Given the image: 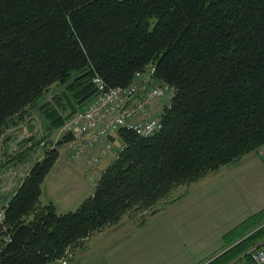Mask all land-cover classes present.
Wrapping results in <instances>:
<instances>
[{
    "label": "trees",
    "instance_id": "16d2710c",
    "mask_svg": "<svg viewBox=\"0 0 264 264\" xmlns=\"http://www.w3.org/2000/svg\"><path fill=\"white\" fill-rule=\"evenodd\" d=\"M150 66L173 90L163 129L149 138L120 131L124 150L94 194L64 214L40 197L71 137L47 148L5 206L0 264H50L264 145V0H0V138L54 84L77 76L46 106L59 129L93 94L94 76L125 88ZM262 224L258 214L231 230L229 245L254 232L209 264L241 255L254 264Z\"/></svg>",
    "mask_w": 264,
    "mask_h": 264
},
{
    "label": "rangeland",
    "instance_id": "374dc122",
    "mask_svg": "<svg viewBox=\"0 0 264 264\" xmlns=\"http://www.w3.org/2000/svg\"><path fill=\"white\" fill-rule=\"evenodd\" d=\"M76 78L77 76H74L66 84H54L46 90L42 97L13 120L9 128L1 136V207L5 208L10 197L26 177L28 165L40 158L47 148L56 147L58 141L63 137V127L59 129L53 128L46 121L44 115L47 110L46 106L52 102L53 97L63 96L65 92L68 94L67 88ZM154 104L159 109L162 105L157 102H154ZM155 109L154 107L152 110L155 111ZM153 111L152 113H154ZM65 115L68 116L67 114ZM39 141L41 142L38 144ZM59 151V159L42 186L40 200L42 204L53 203L57 212L64 214L77 210L80 203L93 194L95 190L94 182L98 181L100 170H105L112 163L113 157L107 156L103 158L100 165L95 170H91L87 167L85 159V162L79 161L73 166L67 163V157L71 152L69 144L65 143L62 145ZM199 182L202 186L200 188H212L213 192L219 195L228 192L229 195L219 197L221 199L226 198L223 202L229 205L230 211L232 209L235 210L237 207L242 210L243 215L247 218L258 214L264 218V161L259 156L258 150L257 152L244 155L238 161L222 166L218 171L209 173ZM184 188H187V186L178 188L174 195L182 194ZM169 206L168 203L163 205L162 209L154 215H150L149 212L140 214L141 216L139 214L136 216L126 215L122 219L123 225L118 231L127 232V237H118L120 240L116 245L112 246L113 248L118 247L119 252L105 262H100V260L87 262L84 259L80 264H116L119 261L122 262V260L138 263V261L147 260L152 256L155 264H169L168 254H162L168 246L166 244L168 239L163 242L156 239L155 242V235L163 233L164 228L168 226V222L171 219L173 209ZM142 216H144V220H142ZM95 238L99 240V237ZM259 242L262 243L263 241ZM120 243L122 244L121 246ZM107 244H111L110 239L107 240ZM125 246L126 248L124 249ZM189 255L190 259L193 260L195 258L194 254Z\"/></svg>",
    "mask_w": 264,
    "mask_h": 264
},
{
    "label": "built area",
    "instance_id": "2783aa9c",
    "mask_svg": "<svg viewBox=\"0 0 264 264\" xmlns=\"http://www.w3.org/2000/svg\"><path fill=\"white\" fill-rule=\"evenodd\" d=\"M156 67L150 66L138 72L125 88H109L96 75L92 78L93 94L83 101L64 125V135L71 137V152L67 163L71 166L86 160L87 167L94 170L103 157L117 156L124 150V143L118 139L120 131H129L142 138L159 133L163 127V114L171 106L172 88L155 79ZM154 102L162 104L152 113ZM161 102V103H160ZM264 161V145L258 149ZM94 182V186H96ZM5 218V208L0 206V223ZM70 249L50 264H70ZM254 264H264V244L251 252Z\"/></svg>",
    "mask_w": 264,
    "mask_h": 264
},
{
    "label": "crops",
    "instance_id": "0c3cea01",
    "mask_svg": "<svg viewBox=\"0 0 264 264\" xmlns=\"http://www.w3.org/2000/svg\"><path fill=\"white\" fill-rule=\"evenodd\" d=\"M154 107L156 109L155 111H152L156 113L159 108H157L156 104H153L152 109ZM67 109L68 110L65 113L63 112V117H66L65 114L70 115V113L73 112L72 107H68ZM37 146L39 147V145ZM43 156L44 153L40 158L28 165L26 176L34 163L41 160ZM109 156H112V160H114L113 155ZM81 162H85L84 159L81 160ZM105 170H100L98 179ZM199 183L200 182L198 181L187 186V188H184L182 194H178L179 198L177 200L168 203V206L170 205L169 207L173 209L171 219L168 222V226L164 228V232L155 235V242L156 239L160 242L167 241L168 239V242L166 243L168 246L164 249V253L162 254H168L169 264H173V262H175V264H209L254 232H250L244 238L229 245L227 242V234L242 224L247 217H245L242 210L237 207L235 210L232 209V211H230L229 205L223 202L226 198L221 199L219 197L222 195H229L228 192L219 195L216 192H213L212 188H200L202 186ZM82 203L83 201L80 205ZM121 225H123V222L114 227H107L99 233L91 236L82 246L70 250L73 256L70 264H80L84 259L87 262H97L99 260L100 262H105L109 260L110 257H114L119 252V248H113L112 246L118 243L120 240L118 237H127V232L118 231ZM263 226L264 224L260 227ZM95 237H99V240ZM109 239L111 244H107V246L106 243ZM121 245L122 244L120 243V246ZM125 248L126 246L124 249ZM189 254H194L195 258L193 260L190 259ZM228 257H231V253L223 257L222 260H225ZM242 257L243 255L234 258L228 264H246V262L241 259ZM153 260L154 257L152 256L147 260L138 261V263H131L130 261L122 260V262L119 261L116 264H155Z\"/></svg>",
    "mask_w": 264,
    "mask_h": 264
},
{
    "label": "bare ground",
    "instance_id": "6f19581e",
    "mask_svg": "<svg viewBox=\"0 0 264 264\" xmlns=\"http://www.w3.org/2000/svg\"><path fill=\"white\" fill-rule=\"evenodd\" d=\"M75 106H76V110L78 109V107L80 106V104H76L75 103ZM75 113V112H74Z\"/></svg>",
    "mask_w": 264,
    "mask_h": 264
}]
</instances>
